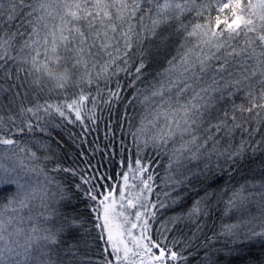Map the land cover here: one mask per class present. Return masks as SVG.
Wrapping results in <instances>:
<instances>
[{"label": "snow or ice", "instance_id": "1", "mask_svg": "<svg viewBox=\"0 0 264 264\" xmlns=\"http://www.w3.org/2000/svg\"><path fill=\"white\" fill-rule=\"evenodd\" d=\"M153 63L160 70L133 96L143 112L132 147L120 142L129 155L117 182L49 154L36 133L50 136L56 117L87 129L100 82L123 72L134 87ZM121 89L117 80L103 102L121 100ZM262 129L264 0H0V264H188L201 217L216 211L221 223L197 246L201 264H264ZM149 147L169 154L177 186L221 173L244 180L205 190L171 218L195 226L187 241L169 242L167 225L153 237ZM81 197L91 228L74 203Z\"/></svg>", "mask_w": 264, "mask_h": 264}, {"label": "trees", "instance_id": "2", "mask_svg": "<svg viewBox=\"0 0 264 264\" xmlns=\"http://www.w3.org/2000/svg\"><path fill=\"white\" fill-rule=\"evenodd\" d=\"M189 19H193L195 22V18L190 17ZM159 70L158 64H151L147 69L146 76L142 81H136L134 87H129L132 77L123 72L113 77L111 83L107 85L101 81L100 89L102 93L100 96H97L95 123L89 120L86 115L85 125H87V129L80 125L79 122L68 124L61 118L56 117L55 123L60 126H50V136L39 132L36 135L49 142V154L53 155L55 160L62 163L65 167H75L77 170L83 169V174L86 176H109L111 180L105 181L108 184L117 182L119 180L117 173L122 171L119 167V161L122 158L126 159L129 155L127 150L121 154L120 142L123 141L128 148L132 147V139L129 133L135 130L143 112V107L138 100H133V96L136 94V89L143 88L149 80L153 79L155 72ZM117 80L122 85V99L112 104H105L103 101L108 98V89H114ZM90 91L93 96H96L95 87ZM140 98L142 99V97ZM53 99L60 100L61 98L54 96ZM129 101H132V103L129 104ZM87 107L89 109L92 108L90 101ZM88 115H91V113H88ZM262 132H264V129H262ZM257 139H259V136ZM131 154L135 158L134 148ZM142 156L145 162L151 161L150 171L154 172L155 179L159 178V175H166L169 178L168 173L173 172V168H168L169 156L165 151L158 152L149 147L143 152ZM153 157L155 158L152 160ZM257 159H260V155L257 156ZM52 166L53 164L50 163L49 168ZM49 174L66 186H72L80 182L79 176L73 177L63 172H50ZM170 180L172 181V179ZM243 182V178L235 173L231 177L225 173H221L215 179L211 177L208 179H204L203 177L198 180L194 179L191 183L180 185L173 196L172 194L167 196L168 201L165 205L166 207L164 206L163 214H165L166 218L167 215H173L174 212H177V216L185 214L192 207L193 203L204 195L205 190H218L224 187L231 190L232 187H238ZM170 189L167 191H170ZM3 195H7V193ZM177 197H179L178 202L173 203V200ZM0 199H2V196H0ZM74 203H76L78 210L85 219V226L91 228L94 220L93 214L90 212V202L81 197L79 200L74 201ZM219 217L220 212L218 211L213 212L208 217H201V221L204 224V231L196 240L192 241L193 248L189 251L193 255L189 257L188 264H201L203 260V249L197 250V246L201 244L206 235H211L213 230L218 227L221 223ZM194 230L195 226L190 222L185 226L184 222H182V224H178L174 229L172 228L169 237L174 232L175 237L187 241ZM92 235H96L95 230H93ZM220 264H223V261Z\"/></svg>", "mask_w": 264, "mask_h": 264}, {"label": "rangeland", "instance_id": "3", "mask_svg": "<svg viewBox=\"0 0 264 264\" xmlns=\"http://www.w3.org/2000/svg\"><path fill=\"white\" fill-rule=\"evenodd\" d=\"M168 156H169V154H168ZM154 158L155 157H153L152 160ZM194 166H195L194 163L192 165H190V167H194ZM165 174H167V173H165ZM168 177L170 179H172V180L181 178L178 174H176V167L175 166H173V172L168 173ZM169 178H167L166 175H164V176L159 175V178H157V179H155V177H154L153 192L151 193L150 203H149V207L150 208H151V203H155L156 204V208L155 209H151L152 211H155L156 215H155L154 218H151V217L149 218V223L151 224L152 234H153L154 238H158L160 232H163L164 229H163L162 226L167 225V227H170V228H173V229L176 226H178V224H176L175 227H172V221H171L172 217L177 216L176 215L177 212H174L173 215H171V214L167 215V218H166L165 214H163L164 207L160 206L161 204H163L165 206L167 204V201H168V197L167 196L170 195V194H172V196H173L176 193V190L179 187V186L173 184L172 181ZM40 179L42 180L43 177H41ZM155 182H157V183H155ZM172 185H173V187L171 188ZM169 189H170V191H167ZM165 193H168V195H165ZM188 223L189 222L185 221L184 222V226L187 225ZM179 224H182V223H179ZM166 235L168 236L169 242L172 241L173 238H177V237H175L174 232L171 235V237H169L170 232L166 233Z\"/></svg>", "mask_w": 264, "mask_h": 264}]
</instances>
